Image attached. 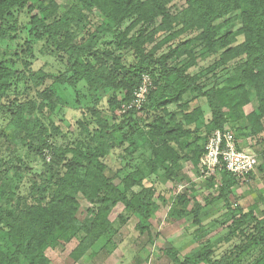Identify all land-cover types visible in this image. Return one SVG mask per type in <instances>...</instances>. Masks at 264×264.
Instances as JSON below:
<instances>
[{
    "label": "trees",
    "instance_id": "obj_1",
    "mask_svg": "<svg viewBox=\"0 0 264 264\" xmlns=\"http://www.w3.org/2000/svg\"><path fill=\"white\" fill-rule=\"evenodd\" d=\"M66 1L0 0V43L15 40L16 31L26 29V51L32 42L45 39L51 50L65 55L64 68L55 73L34 71L30 61L22 62V70L15 67L18 54L14 53V59L0 47V118L7 119L6 127L12 128L23 145L35 146L43 159L46 153L50 158L49 163H43L48 175L30 177L27 195L18 196L14 209L2 204L15 196L13 190H7L11 176L9 168L5 171L6 182L0 184V264H49L47 248L63 246L81 233L69 252V257L78 261L112 229L109 215L119 203L124 211L139 215V232L149 231L148 223L157 209L153 190L143 185L138 169L126 175L122 188L112 182L104 158L115 146L126 144L129 154L137 149L148 151L149 172L162 170L166 178L176 180L182 160L190 155L198 166L208 136L223 128L229 116L236 123L245 119L244 126L237 125L250 135L264 136V0H184L177 9L172 7L176 0ZM20 13L24 21L18 27ZM233 24L238 27L229 29ZM108 34L112 37L100 47ZM218 51L214 69L232 59L242 60L232 67L223 84L214 81L204 87L199 76L189 75L187 70L196 64L198 55ZM145 74L152 84L143 107L118 115L116 109L130 100ZM21 78L35 90L38 103L16 94ZM80 83L91 101L86 110L93 123L83 116L76 123L79 139L65 145L52 141L61 129L52 123L49 132L43 121L31 114L44 108L52 114L61 109L64 101L57 84L81 90ZM187 92L193 93L192 100L183 101ZM200 98L210 109V118L201 126ZM103 100L106 110L116 105L118 120L109 123L103 116ZM249 103L253 109L243 114L242 107ZM171 105L175 106L172 110ZM139 114L146 119L140 126ZM230 130L239 141L237 133ZM2 132L0 129V139ZM216 173L221 180L218 198L227 202L238 181L224 169ZM77 194L92 205L84 219L78 217ZM185 196V192L178 195L183 207ZM228 210L235 216L228 234L245 236L247 242L240 250L255 248V264H264V220L257 219L252 209ZM249 224L256 233H248ZM171 250L177 264H232V251L212 259L209 243L182 261Z\"/></svg>",
    "mask_w": 264,
    "mask_h": 264
},
{
    "label": "rangeland",
    "instance_id": "obj_2",
    "mask_svg": "<svg viewBox=\"0 0 264 264\" xmlns=\"http://www.w3.org/2000/svg\"><path fill=\"white\" fill-rule=\"evenodd\" d=\"M59 2L67 3L66 0H59ZM183 4L184 0H176L175 5L172 7L177 9ZM23 21L24 15L18 14L16 26L21 27ZM237 27V24H233L228 28L233 30ZM16 33L18 36L15 40L0 43L1 51L6 55H10L15 59L14 53L18 54L19 58L16 59L19 62H16L15 67L24 70L25 66L22 62L30 61V67L34 71L43 70L55 73L64 68L63 58H65V55L61 57L57 52L51 50L45 39L32 42L30 50L26 51L27 47L24 40L29 39L27 30L18 29ZM189 36L191 35L186 37ZM111 37V34L106 35L99 46L105 47L104 44ZM237 40L241 41L242 39L238 37ZM219 52L198 55L196 64L191 66L187 73L198 75L204 87L210 86L214 81L218 82L219 85L223 84L224 79L231 74L232 67L242 59L229 60L226 64H219L214 69L212 65L218 60ZM48 83L49 81L45 82V84ZM16 87V94L23 99L27 100L32 97L36 103L40 101V98L35 94V90H32V86L23 82L22 78ZM56 87L64 101L61 109L57 108L52 114L44 108L41 113L39 110H35L31 115L32 118H40L49 132L52 123H55L62 133L51 140L65 145L79 139V130L76 123L83 116V119L85 118L89 123H93L90 114L86 110V107L91 105V101L86 96L87 93L83 83L79 84L81 90H73L72 87L67 85L57 84ZM12 93L13 91L10 92V94ZM192 96V92H187L183 96V101L192 100ZM104 101L101 102L100 106L103 109V116L108 119L109 123L118 120L114 116L116 105L106 110L108 107ZM198 103L201 104L203 111L201 126L210 118V109L204 98H200ZM192 105H195V101ZM174 108V105L169 106L170 110ZM252 109L253 107L249 103L244 105L241 111L243 114H248ZM178 116L180 117L179 114ZM144 120L146 122L145 116L139 114L137 117L138 125L144 124ZM235 121L232 116H229L224 127L237 133L241 145L249 148L257 155V162L260 158L259 167L254 168L252 175L245 180H237L238 182L233 186L232 192L227 197V202L218 198L221 185L219 175L217 173L206 174L202 172L199 163L198 166H195L190 160V155L182 160L180 174L174 180L166 178L162 170L149 172L146 166V160L149 157L148 151L137 149L129 154L124 149L126 144L115 146L104 158V162L108 167L107 174L111 177L112 182L122 188V181L126 175L138 169L143 175V185L151 187L153 190L152 200L157 204V209L148 223L149 231L139 232L136 227L140 220L139 215L124 211L123 205L119 203L109 215V219L112 221V229L99 240L94 246V250L85 253L78 261H73L69 257V252L77 244L80 233L63 246L47 248L45 254L49 259V264H177L172 254H170L171 249L176 251V257L182 261L206 243L213 246L212 259H219L232 251L229 257L232 264H255L254 260L257 255L255 248L248 251L240 250L247 242L246 237L238 233L231 236L228 234L231 231L229 225L235 217L228 209L238 207L243 212L252 209L257 219L264 220V168H262L264 162V136L263 134L252 136L249 131L246 132V130L240 129L238 125L243 124L241 126H244L247 123L245 119H240L237 122L238 125ZM6 125L7 119L0 118V129L3 130L0 139V184L1 182L5 184V171L9 168L11 186L7 190H13L15 196L8 203L3 202L2 204L6 209H14L18 196L25 197L27 195L30 177L36 174L48 175V170L43 163H49L50 158L46 153L43 159V156L41 157L35 152V146L23 145L19 141V137L13 134L12 128L6 127ZM23 169H27V171ZM134 189H137V187ZM183 192L186 193L185 197L187 199L184 207L178 198V195ZM77 199L80 203L78 217L84 219L88 217L87 208L92 205L81 194H77ZM196 209L198 210L196 211ZM251 226L248 225V233H256ZM2 243L0 233V245ZM92 252H95V254L93 255Z\"/></svg>",
    "mask_w": 264,
    "mask_h": 264
},
{
    "label": "built area",
    "instance_id": "obj_3",
    "mask_svg": "<svg viewBox=\"0 0 264 264\" xmlns=\"http://www.w3.org/2000/svg\"><path fill=\"white\" fill-rule=\"evenodd\" d=\"M151 84L150 77L147 74L143 75L130 100L121 103L116 113L123 115L131 110H140L147 99ZM256 164L257 155L236 141L232 131L224 126L211 132L204 145V152L199 158L202 172L214 174L224 169L237 180H245Z\"/></svg>",
    "mask_w": 264,
    "mask_h": 264
}]
</instances>
